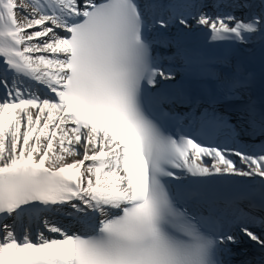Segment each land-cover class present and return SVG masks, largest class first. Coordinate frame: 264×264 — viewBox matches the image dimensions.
Instances as JSON below:
<instances>
[{
  "label": "snow or ice",
  "instance_id": "1",
  "mask_svg": "<svg viewBox=\"0 0 264 264\" xmlns=\"http://www.w3.org/2000/svg\"><path fill=\"white\" fill-rule=\"evenodd\" d=\"M195 33L264 43V0H0V264L264 254V106L210 64L219 95L184 93L173 57L198 59Z\"/></svg>",
  "mask_w": 264,
  "mask_h": 264
},
{
  "label": "bare ground",
  "instance_id": "2",
  "mask_svg": "<svg viewBox=\"0 0 264 264\" xmlns=\"http://www.w3.org/2000/svg\"><path fill=\"white\" fill-rule=\"evenodd\" d=\"M17 2H20V0H17ZM17 16H18L19 19H23V17L20 15L19 12H17ZM174 30H175V29H174Z\"/></svg>",
  "mask_w": 264,
  "mask_h": 264
}]
</instances>
